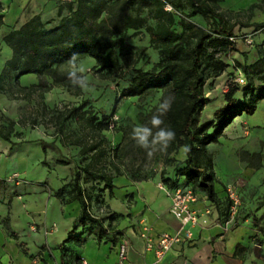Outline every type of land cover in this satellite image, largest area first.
<instances>
[{
    "label": "trees",
    "instance_id": "16d2710c",
    "mask_svg": "<svg viewBox=\"0 0 264 264\" xmlns=\"http://www.w3.org/2000/svg\"><path fill=\"white\" fill-rule=\"evenodd\" d=\"M122 6H130L131 11L120 12ZM166 6H169L167 10ZM63 7L68 13L56 21L46 23L38 14H34L3 34L2 40L11 49V55L1 69L0 82L10 76L17 81L21 74L34 73L52 76L49 85L42 83L43 92L58 84L79 91V87H73L67 74L58 72V68L73 56H92L96 62L93 68L100 72L116 70L120 76L125 74L124 69L132 72L127 83L115 95L109 113L102 112L97 116L95 111L84 108L89 102L84 98L65 109L63 118H75L80 128L86 127L90 134H63V122L56 129L61 136H67L66 139L73 135L70 141L81 143L82 152L92 151L89 161L75 167L70 179L54 192L64 201L77 199L80 203V211L61 244L81 239V233H75L79 224L85 225L84 229L88 231L93 230L95 236L101 238L107 233L103 220L112 219L115 214L108 212L98 216L91 210L93 205L102 201L103 188H113V175L105 170L106 165L94 166L98 161L106 164V149L102 145L105 137L96 139L92 134L114 124L111 118L119 99L140 97L164 87L171 90L170 108L163 114L164 127L175 133L166 152L169 154L183 147L185 157L181 160L169 157L168 161L175 162L174 166L181 176H169L162 180L170 187L188 182L195 191L201 188L206 198L216 206L217 218L225 220L230 200L224 204L225 209L219 207L221 198L214 188V182L220 181L215 178L213 156L207 144L217 141L224 127L235 116L243 112L252 113L257 101L264 97V55H259L248 64L234 59V67L243 74L245 82L238 84L231 80L237 72H230L222 95L223 103L213 110L210 118L200 119L201 110L210 101L205 94V85L229 65L225 56L229 51L236 50L238 36L235 26L240 24L260 28L264 27V20L232 21L219 9L216 0H66L58 6V14ZM2 8L0 3V26L4 15ZM197 13L205 20V26L191 18ZM129 28H132V34L143 30L148 36L149 45L156 49L157 59L150 67H135L142 50L137 51L126 40L125 32ZM42 145H45L43 140ZM258 156L259 153L252 155L259 160ZM67 162L68 159H56L59 164ZM43 163H46L45 160ZM250 164L256 163L250 160ZM112 168L117 171L115 167ZM82 175L84 181H102L103 188L84 186L80 180ZM252 220L254 224L257 223L254 217Z\"/></svg>",
    "mask_w": 264,
    "mask_h": 264
},
{
    "label": "crops",
    "instance_id": "0c3cea01",
    "mask_svg": "<svg viewBox=\"0 0 264 264\" xmlns=\"http://www.w3.org/2000/svg\"><path fill=\"white\" fill-rule=\"evenodd\" d=\"M64 1L0 0L4 13L0 26V72L11 55V49L2 40L3 34L34 14H38L46 23L56 21L68 13L63 7L58 14V6ZM235 47L236 50L229 51L225 56L229 65L210 79L212 90L207 95L210 101L204 106L203 119L210 118L213 110L220 105L209 107L219 91L223 95L230 72L236 74L234 59L248 64L259 55H264V33L250 37L247 42L237 38ZM229 56L233 59L228 60ZM12 80L10 76L0 82V104L3 107L0 109V264H82L81 256L88 264H110L117 260L118 250L122 246L133 264H252L249 257L250 233L257 231L256 228L246 231L244 224L250 220L245 217L238 219L231 229L224 230L216 220V209L211 211L207 224L189 225L192 232L189 240L174 243L157 258L153 249L145 248V240L139 234V229L142 224L150 225L154 237L160 231H174L179 226V219L169 211L170 198L156 182L134 180L129 174L115 171L110 166H105V170L113 175L112 189L103 188L102 181L92 183L99 189L103 188L102 201L93 205L98 209L104 207L98 216L115 213L112 219L103 220L107 233L97 238L93 230L88 231L84 229L85 225L79 224L75 233H81V239L61 244L80 211V203L77 199L64 201L54 192L70 179L75 167L89 161L92 151L82 152L81 143L71 142L69 138L66 139L67 136L49 129L48 123H42L38 115L43 105L47 107L49 103L45 98L47 96H39L40 89L21 95L24 101H16L14 95L20 91L13 89ZM33 94L35 97L31 98ZM230 123L224 127L217 141L221 136L230 138L228 129L233 124ZM239 126L235 131L238 135L252 132L247 121L240 122ZM59 136L67 149L76 147L70 152L67 150L68 162L65 164L53 163L58 158L54 152L49 156L51 161L47 155L45 160L42 151V140L51 141ZM257 137L259 141V133ZM210 147L208 143L207 149ZM181 154L179 160L185 157L183 149ZM102 163L106 165L98 161L94 166L101 167ZM3 175L21 180H6ZM219 181L221 186L225 184L224 180ZM196 193L197 200L193 206L201 211L209 199L204 192Z\"/></svg>",
    "mask_w": 264,
    "mask_h": 264
},
{
    "label": "rangeland",
    "instance_id": "374dc122",
    "mask_svg": "<svg viewBox=\"0 0 264 264\" xmlns=\"http://www.w3.org/2000/svg\"><path fill=\"white\" fill-rule=\"evenodd\" d=\"M216 3L219 9L224 11L232 21L257 22L264 20V0H216ZM167 7L169 6H166V8ZM184 9L187 11L188 8L185 7ZM129 11H131L130 6L120 7V12L122 13H127ZM191 18L202 26L206 25L205 20L198 13L192 15ZM234 29L238 39L244 42H247L250 37L264 33V27L254 28L253 26H241L238 24ZM132 31V28H129L125 32L126 40L132 43L137 51L142 50V56L135 64V67L148 68L156 61L157 51L149 45L148 36L143 30L138 34H132ZM231 59L233 58L229 56L228 60ZM76 60L78 63L83 62L89 67L90 71L87 75L92 85V91L84 92L80 88L79 91H76L66 88L64 84H58L52 86L49 90L44 92L41 91L39 95L43 98L47 96L45 98L49 103L47 107L43 105L41 113L39 111L37 113H40L38 116H41L42 123L44 124L46 122L48 123L49 129L56 130L59 123L63 122V134L69 132L73 134L89 133L86 127L83 126V128H80L78 120L75 118H63L67 107L77 104L84 98L89 100V102L84 105V108H87L91 112L95 111L97 116H100L102 112L109 113L115 95H117L119 90L127 83V79L132 72L130 69H124L125 74L122 76H120L116 70L111 72H100L93 68L96 64L95 59L88 55L76 58ZM67 71V62L58 68V72L61 75L67 74ZM20 76L21 78H19ZM20 76L17 78V81H15L12 76L13 89L20 91L14 95L16 101H24L21 95L31 91L41 90L44 87L42 83L49 85L52 81V76L50 75L39 76L34 73H24ZM211 86L212 82L205 85L206 95L211 93ZM220 93L219 91V95L217 94L213 97V102L209 104V107L223 103V96L220 95ZM39 96L37 94L36 97L39 98ZM170 96V88L164 87L154 89L150 93L140 97L129 96L119 99L115 109L116 112L111 118L114 124L110 128L102 129L97 134H92L96 139L100 136L105 137L103 147L106 149L105 157L107 168H109V166L115 167L117 171L129 174L134 180L149 179L156 182V184L159 181H163V178L169 177L170 174L172 175L170 177L174 178L179 176L180 178L181 174L178 172L177 167L174 166L175 162L168 161V158L174 157L175 159H180L183 147H179L177 151H172L169 154L166 152V149L163 151L158 150L154 153L153 157L149 159L146 150L139 147L131 137V132L135 125H148L151 127L150 120L152 115L156 113L163 101L166 99L169 100ZM32 97H35V95H31V98ZM39 105L41 106V104ZM0 109H3L2 104H0ZM37 114L35 113V115ZM204 114L205 110L203 108L199 118L203 119ZM162 120L163 124L161 127H164L163 116ZM16 121L19 122L18 120ZM242 121H247L252 132L239 135L235 133V131L241 127L239 125ZM230 125L228 129L230 138L226 139L224 136H221L219 139L220 142H210L211 147L209 151L214 158L213 169L215 171V178L225 181V184H222V186L217 181L214 182V188H217V192L221 198L219 207H221L222 210L225 209L224 204L230 199L228 188L238 195L239 206L230 226L224 227V225H222L224 221L223 218L220 217L218 220L222 228L228 230L233 227L238 219L243 220V218L248 217L250 221L244 224V229L246 231H251L253 228H256L257 230L250 233L251 246L249 247V257L252 264H264V99L257 103L252 113L243 112L241 115L237 116ZM257 133H259V141L256 139ZM71 139H73V135H70L69 140ZM43 141L45 145H42L41 142V146L44 159L45 155H47L49 161H51L49 156L53 152L55 157L67 159V150L69 149L70 152L73 148L76 149V147L73 146L67 149L64 146L61 136L51 141ZM254 153H259V160L252 157ZM242 155L243 157H241ZM250 160L256 164H250ZM53 163L57 164L56 159ZM60 172H62V170H60ZM2 177L5 179L8 175H3ZM13 177L14 176L9 179L7 178L6 180H21L19 177ZM80 180L86 187H96L95 185L92 186L93 182L90 179L84 181L83 175ZM196 191L204 192L199 187ZM207 206L210 208V211L217 210L214 203L210 200L207 202ZM227 216L228 215H226L225 218H227ZM252 217H254V220L257 222L256 224L253 223ZM255 245H258L256 247V250L259 251L258 255L254 253Z\"/></svg>",
    "mask_w": 264,
    "mask_h": 264
},
{
    "label": "built area",
    "instance_id": "2783aa9c",
    "mask_svg": "<svg viewBox=\"0 0 264 264\" xmlns=\"http://www.w3.org/2000/svg\"><path fill=\"white\" fill-rule=\"evenodd\" d=\"M169 8V7H168ZM233 81L238 84H243L245 78L243 74L238 70L237 74L232 77ZM12 178V176L7 177ZM158 187L163 189L166 195L170 198L169 211L179 219V226L174 231H160L153 236L151 227L148 224H142L139 229V234L145 240V248L153 249L157 258H160L174 243L189 240L191 238V229L189 225H205L209 222L210 208L206 206L203 210H199L193 206V203L197 200V193L194 186L191 183L184 182L178 183L176 186H168L163 181L157 183ZM228 195L230 204L228 207V216L222 222L224 227H228L232 224L234 215L239 206L238 195L228 188ZM91 210L95 214H99L104 210L92 208ZM218 222V218L216 219ZM155 243V245H154ZM82 264H88L84 257H80ZM110 264H133L127 257L126 250L122 246L118 250V257L114 263Z\"/></svg>",
    "mask_w": 264,
    "mask_h": 264
},
{
    "label": "clouds",
    "instance_id": "9594fccd",
    "mask_svg": "<svg viewBox=\"0 0 264 264\" xmlns=\"http://www.w3.org/2000/svg\"><path fill=\"white\" fill-rule=\"evenodd\" d=\"M167 10V8H166ZM67 78L71 81L73 87H79L84 92L92 91V85L87 73L89 67L83 62H77L73 56L67 62ZM170 108V100H165L158 107L156 113L151 117L148 125H135L131 132V137L139 147L146 150L148 158L151 159L156 151H163L167 145L175 138V133L170 128L161 127L163 124L162 116ZM155 129V131H154Z\"/></svg>",
    "mask_w": 264,
    "mask_h": 264
},
{
    "label": "water",
    "instance_id": "95a60500",
    "mask_svg": "<svg viewBox=\"0 0 264 264\" xmlns=\"http://www.w3.org/2000/svg\"><path fill=\"white\" fill-rule=\"evenodd\" d=\"M258 245H255L254 246V253L256 254V255H258V252H257V250H256V247H257Z\"/></svg>",
    "mask_w": 264,
    "mask_h": 264
}]
</instances>
